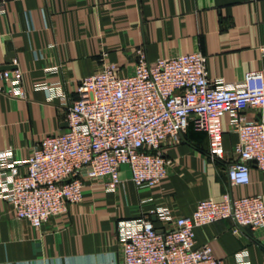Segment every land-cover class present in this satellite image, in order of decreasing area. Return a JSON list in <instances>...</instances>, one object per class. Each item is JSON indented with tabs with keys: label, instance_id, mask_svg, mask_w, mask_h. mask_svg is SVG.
<instances>
[{
	"label": "crops",
	"instance_id": "1",
	"mask_svg": "<svg viewBox=\"0 0 264 264\" xmlns=\"http://www.w3.org/2000/svg\"><path fill=\"white\" fill-rule=\"evenodd\" d=\"M0 66L10 52L23 72L26 98L0 91V150L13 148L27 160L43 138L68 128L67 113L80 82L108 66L132 72L139 54L150 63L196 51L208 58L211 79L228 83L249 72H264V0H0ZM59 68L49 73L47 69ZM44 86L55 87L57 95ZM262 110L248 109L251 120ZM225 160L209 156L207 132L190 126L179 141L166 146L171 161L159 186L139 188L130 169H121L115 192L90 182L81 204L53 217L38 230L17 218L0 200V264H118L122 255L119 224L150 218L167 207L173 217L190 216L198 202L262 196L264 171L253 165L251 182L235 185L228 165L235 161L239 140L231 132L230 115L223 118ZM25 171V170H23ZM210 245L223 264H239L246 250L249 264H264V229L237 227L232 219L196 229V246Z\"/></svg>",
	"mask_w": 264,
	"mask_h": 264
},
{
	"label": "built area",
	"instance_id": "2",
	"mask_svg": "<svg viewBox=\"0 0 264 264\" xmlns=\"http://www.w3.org/2000/svg\"><path fill=\"white\" fill-rule=\"evenodd\" d=\"M207 63L201 51L160 58L155 64L141 52L125 76L116 65L87 76L69 105L65 132L45 136L27 160H17L12 147L0 150V200L40 230L53 217L68 213L71 205L81 204L88 183L117 191L123 166L137 187L159 186L171 165L168 142L179 141L190 126L207 132L213 161L225 160L226 115L231 132L239 137L228 175L235 185L249 184L253 165L264 171V72H249L243 81L228 83L211 79ZM22 81L18 68L0 72V91L26 98ZM44 88L57 95L55 87ZM248 109L262 110V117L249 119ZM151 214L162 228L150 218L119 224L118 264H223L210 245L196 246L198 227L232 219L240 229H264L262 196L234 198L226 193L222 200L198 202L190 216L173 217L167 207ZM237 258L239 264H249L246 250Z\"/></svg>",
	"mask_w": 264,
	"mask_h": 264
},
{
	"label": "water",
	"instance_id": "3",
	"mask_svg": "<svg viewBox=\"0 0 264 264\" xmlns=\"http://www.w3.org/2000/svg\"><path fill=\"white\" fill-rule=\"evenodd\" d=\"M14 58H15V53L14 52H10L9 53V56H8V58L6 60V66H0V72L7 71V70H15V69H17V67L13 65ZM246 230L251 235H253V231L251 230V228H246Z\"/></svg>",
	"mask_w": 264,
	"mask_h": 264
}]
</instances>
